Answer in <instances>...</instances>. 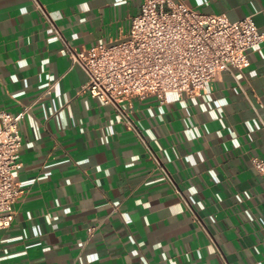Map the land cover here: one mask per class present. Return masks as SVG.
<instances>
[{
  "label": "crops",
  "instance_id": "1",
  "mask_svg": "<svg viewBox=\"0 0 264 264\" xmlns=\"http://www.w3.org/2000/svg\"><path fill=\"white\" fill-rule=\"evenodd\" d=\"M37 1L0 0V112L30 108L0 264H264V43L205 92L132 101L160 166L60 52L124 41L145 0ZM175 1L264 35V0Z\"/></svg>",
  "mask_w": 264,
  "mask_h": 264
},
{
  "label": "built area",
  "instance_id": "2",
  "mask_svg": "<svg viewBox=\"0 0 264 264\" xmlns=\"http://www.w3.org/2000/svg\"><path fill=\"white\" fill-rule=\"evenodd\" d=\"M61 40L60 52L87 76L79 93L113 107L126 129L137 134L161 166L134 123L132 101L205 92L218 72L243 69L247 52L262 45L264 35L252 17L231 22L175 0H145L142 13L132 19L128 37L118 44L76 51L66 39ZM53 87L39 100L50 96ZM29 110L0 112V230L11 226L14 203L22 194L13 173L21 162L19 125ZM253 166L264 174V159H254Z\"/></svg>",
  "mask_w": 264,
  "mask_h": 264
}]
</instances>
